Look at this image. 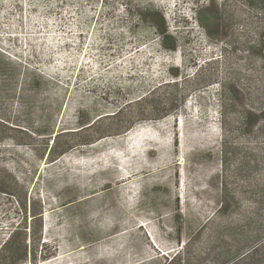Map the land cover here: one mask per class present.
Listing matches in <instances>:
<instances>
[{"label": "rangeland", "instance_id": "obj_1", "mask_svg": "<svg viewBox=\"0 0 264 264\" xmlns=\"http://www.w3.org/2000/svg\"><path fill=\"white\" fill-rule=\"evenodd\" d=\"M211 1L0 0V250L27 203L22 264H264V0Z\"/></svg>", "mask_w": 264, "mask_h": 264}, {"label": "trees", "instance_id": "obj_2", "mask_svg": "<svg viewBox=\"0 0 264 264\" xmlns=\"http://www.w3.org/2000/svg\"><path fill=\"white\" fill-rule=\"evenodd\" d=\"M219 11V6L217 5L215 0H212L210 3V6L207 7L203 12H199V22L200 24L204 27L206 30L207 34L212 36V28L214 25L212 24V20L214 13ZM203 13H208L207 17L203 15ZM146 17H150L153 20L154 23V30L159 34L161 38V46L163 49L168 50V51H176L179 46V40L178 38L171 34L168 28L167 21L165 17L163 16L162 13L156 10H147L145 14L142 15ZM218 29L221 27L220 25L217 26ZM264 48V44H262ZM172 74L174 77H179L181 75L180 71L177 70H172ZM222 90H223V109L225 110L227 102H234V99L236 98L237 94L233 89H230L228 92V88L225 85H222ZM227 95L233 96V99H227ZM120 113H117L114 115L111 119H118ZM254 115L253 114H247L243 117V120L245 122V125L247 126H253L256 124V122L259 120L257 119L256 121H253ZM261 118V117H259ZM97 122H88L84 124L83 127L86 128H92L95 126ZM129 129V128H128ZM127 130V129H125ZM59 137H56L55 143L50 149L49 153V158L53 159L55 161L58 157L64 155L68 151L71 150V147H61L58 143ZM88 143H86L87 145ZM0 192L2 193H7L6 189H0ZM18 205H20L19 202H17ZM21 209L24 211V213L27 215L28 212L30 213V216L32 217L31 225H30V234L25 231L27 227L24 229H21L20 231H16L12 233L9 237V239L5 242L3 247L0 250V264H22L24 261L27 260L28 255H29V245L27 241L29 240L32 244H34V251L38 248V244L40 242V238L37 236L38 232L37 230L35 231V225L37 222L39 223V227L41 228L43 226V220H42V212H38L36 208H28L27 203L21 204ZM26 220V219H25ZM262 230L260 231V236L264 238V227H260ZM40 232V231H39ZM262 255L264 256V240L258 245V247L249 255L244 257L246 260L247 258H250L252 255ZM242 260V259H241ZM32 262L35 263V260L32 259ZM243 262V260H242Z\"/></svg>", "mask_w": 264, "mask_h": 264}, {"label": "water", "instance_id": "obj_3", "mask_svg": "<svg viewBox=\"0 0 264 264\" xmlns=\"http://www.w3.org/2000/svg\"><path fill=\"white\" fill-rule=\"evenodd\" d=\"M50 153V152H49Z\"/></svg>", "mask_w": 264, "mask_h": 264}]
</instances>
